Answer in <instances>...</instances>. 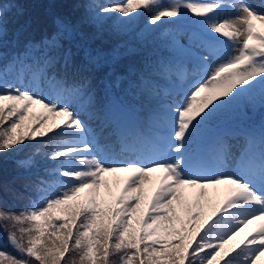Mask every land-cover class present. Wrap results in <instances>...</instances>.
I'll use <instances>...</instances> for the list:
<instances>
[{"label":"snow or ice","instance_id":"6c2138e0","mask_svg":"<svg viewBox=\"0 0 264 264\" xmlns=\"http://www.w3.org/2000/svg\"><path fill=\"white\" fill-rule=\"evenodd\" d=\"M92 7L97 13L95 21L107 16L121 23L142 15L139 10L143 9L150 13L147 24L152 26L164 23V18L179 20L191 13L200 19L207 34L199 51L186 50L175 35L172 42L194 59L203 75L193 78L187 91L171 83L166 89L153 84L149 95L158 98L154 110L157 123L147 137L149 147L130 145L122 132L121 148L137 158L116 162L111 146L101 144L94 129L80 118L77 106L84 112L91 110L97 119L103 115V127L112 126L108 117L115 118L116 105L111 99V85L105 81L104 95L97 97L83 73L94 74L106 65L114 69L129 46L117 45L110 51L94 47V41L101 39L99 30L89 34L83 30V20L58 17L53 31L38 42L27 41L23 52L13 53L9 63L0 68V124L9 122L0 131V153L24 143L25 135L14 133L25 120L41 122L51 115L62 118V123L55 126L59 131L50 128L60 142L46 154L45 159L52 162L45 167L46 177L32 180L0 172V191L18 196L12 186L20 182L34 197L19 212L0 210V220L12 225L5 228L8 243L19 253L0 248V264H33L31 258L39 264H61L70 252L78 256L79 264H108L117 253L118 264H195L196 260L200 264H220V260L223 264H254L264 255V227L243 247L237 245L232 250L234 255L222 249L241 226L264 220V146L258 153L249 149L242 171L231 174L214 171L227 158L223 140H218L212 158L199 149V144L206 125L222 107L243 97L254 103L253 93L257 91L264 107V32L254 26V21L264 25V0L259 6L248 0H107ZM223 8L234 10L235 15L221 19L218 13ZM23 16L19 9L15 18L17 41L32 25ZM7 24V13L0 6V36L6 33ZM221 37L229 42L223 56ZM121 48L126 51L121 52ZM33 49L41 55H30ZM55 64L62 65L65 75L48 74ZM171 69V62L150 63L140 73L139 83L129 81V90L143 96L147 81L167 76ZM69 71L73 73L71 81ZM10 72L16 73L11 79ZM183 76L180 73L181 79ZM36 107L39 113L32 112ZM45 135L37 132L27 138ZM137 139L145 142L143 136ZM117 172L133 175L120 193L106 202L101 189L107 190L109 197L112 192L104 177ZM152 173L159 174V186L145 212L141 208L147 194L144 186L152 183ZM221 184L228 185L222 206L207 216L192 211L182 227H175L181 221L177 215V205L182 206L184 199L181 189ZM134 217H140L135 224Z\"/></svg>","mask_w":264,"mask_h":264},{"label":"trees","instance_id":"16d2710c","mask_svg":"<svg viewBox=\"0 0 264 264\" xmlns=\"http://www.w3.org/2000/svg\"><path fill=\"white\" fill-rule=\"evenodd\" d=\"M106 2L107 0H0V6L7 13L8 20L7 31L0 36V41L5 42L0 44V68L9 63L13 53L23 52L27 41L38 42L42 36L53 31L55 20L58 17L70 18L73 21L83 20L82 27L86 33L92 34L98 30L100 32L101 39L94 41V47L99 46L105 51H110L117 45L127 44L129 46L127 54L119 57L114 69L106 65L94 74L83 73V75L89 77V83L92 89L95 90L97 97H103L105 81L108 85H111V99L128 116L141 117L143 120L141 119V123L137 125V127H140L144 125L143 123H145L150 111L157 108L156 101L158 98L149 95L152 85L158 83L162 88L164 85H168V79L167 76H158L155 80L147 81L144 85L146 90L143 96L129 90V81L139 83L140 73L146 71L150 63L168 62L169 55L173 52L170 48V35L175 30L173 23L178 20L176 18H164V23L158 22L157 26H152L147 24L150 13L141 9L139 11L143 14L133 16L131 21L121 23L119 20L109 19L107 16L100 21H95L93 17L97 13L92 7L93 4ZM19 9L24 12L23 19L31 20L32 25L17 41L15 18ZM112 15L118 16L119 14L113 13ZM169 20L172 22H169ZM125 51L124 48H121V52ZM30 55L40 56L41 53L33 49L30 51ZM47 71L49 75L56 74L58 77L65 75L61 64H55ZM13 75H16V73H9V77ZM67 77L70 81L73 79L72 71L67 73ZM76 78L79 79V77ZM253 95L256 96L254 103L249 97H245V100L243 97L236 103L222 107L208 123L206 129L227 125H236L238 128H256L264 123V107L259 103L258 91ZM4 103L9 102L5 101ZM47 120L48 117L41 122L33 120L30 123L25 120L14 133V135L23 133L25 135L24 143L15 146L14 149L0 153V172H3L5 176H29L32 180L46 177L45 167L52 163L45 159L46 154H49L52 147L60 142V137L54 135L50 128L59 131L55 126L62 123V118L55 119L54 124L48 123ZM8 126V121L0 124V131ZM37 132H43L46 135L44 137L36 136L35 140L27 138ZM12 188L20 195L14 196L11 191H0V210L19 212L29 204L30 199L34 198L23 190L20 182L13 185ZM188 211L189 209L181 215L180 227L187 219ZM138 218H133L134 224ZM136 226L138 229V225ZM11 227V222L0 220V248L19 256V253L7 240L5 228L10 229ZM17 236L19 238L18 232ZM171 238L176 239L175 237ZM236 243L237 241L225 243L222 251L230 252L236 246ZM119 255L120 253L111 256L108 264H118ZM230 255H234L233 251ZM31 259L33 264H39L34 258ZM73 259H75V264H79L78 256L74 252L67 253L61 264H73ZM217 259L219 260V258ZM134 264H138V262H134ZM195 264H200V261L196 260ZM220 264H223V261ZM254 264L260 263L255 261Z\"/></svg>","mask_w":264,"mask_h":264},{"label":"rangeland","instance_id":"374dc122","mask_svg":"<svg viewBox=\"0 0 264 264\" xmlns=\"http://www.w3.org/2000/svg\"><path fill=\"white\" fill-rule=\"evenodd\" d=\"M248 2L255 6H259L261 4V0H248ZM188 14L189 22L184 21L181 23L173 35L178 38L180 45L185 46L186 50L190 48L193 52H198L199 45L206 39L207 34L200 19L194 17L191 13ZM234 15V10L230 8H223L218 13V16L221 19ZM254 26L256 31L264 32V25H261L258 21H254ZM170 40V45L175 50V56L171 58L172 71L169 75V79H171L173 84L177 86H183V90L187 91L188 87H190L191 83L193 82V78L200 79V77L203 75V72L196 65L194 59L186 54V51L182 52L173 44L172 36H170ZM220 41V55L223 56V54L229 49V42H226V38L223 37L220 38ZM180 73L184 74L183 79H181ZM25 79L27 80L28 77H25ZM43 87L45 88L44 94H47L46 83L43 84ZM77 110L80 111V118L84 119L88 123L89 127L94 129L98 138L100 139L101 144H108L111 146L112 159L116 162H123L129 159L137 158L133 156L130 151H124L121 148L122 141L120 137L122 132L123 135L127 137L129 144L147 149L149 147V144L146 142L147 137L150 131L155 128L157 123L154 113V115L151 117V124L147 130V133L142 134L135 129L131 130L130 126L132 127V125L124 118L121 113L114 109L115 118L113 119L111 116L108 117L112 126L105 128L102 125V120L104 118L103 115L100 119H97L94 114L81 111L78 106ZM39 111L40 109L38 107L32 109V112L34 113H39ZM59 118L60 117L48 116L47 122L54 124L55 119L58 120ZM113 131L116 132L115 135L111 134ZM140 136L145 137L144 143H140L138 141L137 138ZM218 140H223L224 144L226 145L227 158L222 163L216 165L214 171L239 174L242 171V165L245 161V154L249 151V149H252L258 153L259 149L264 146V130H261L260 127L254 131H250L249 133L241 134L222 130L214 133L212 136H206L203 133L199 144V149L209 158H212L214 156V150L216 149ZM130 175L133 174L129 172L107 174L104 178L108 181L109 189L112 192V197H109L107 190L102 188V198L106 202H111L112 198L118 195L125 187ZM150 176L152 177V183L146 184L144 186L147 194L145 200L141 203V208L144 207L145 212L147 211L148 203L152 193L155 192L156 188L159 186V180L157 179L159 174L152 173ZM227 188L228 185L224 184L208 187L205 189L185 186L183 189H181L184 199L182 206L177 205V215L180 217L183 210L185 211V214L188 208L189 210L192 209L194 211H201L204 216H207L208 213L215 207V205L216 207L222 206L223 201L228 195ZM201 191L205 193L204 196L200 195ZM129 194L134 195L135 193L131 192ZM175 227L179 228L180 222L176 223ZM261 227H264V220H255L252 223L243 225L241 226L239 232L233 236L232 239L228 240V242L236 240L241 241V244H245L247 240L251 239L253 235L260 231ZM255 261L264 264V255H260L255 259Z\"/></svg>","mask_w":264,"mask_h":264}]
</instances>
